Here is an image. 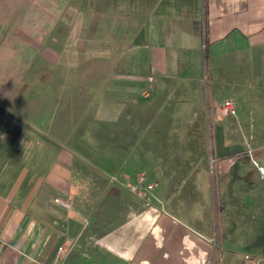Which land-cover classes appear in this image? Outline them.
<instances>
[{
	"label": "crops",
	"instance_id": "1",
	"mask_svg": "<svg viewBox=\"0 0 264 264\" xmlns=\"http://www.w3.org/2000/svg\"><path fill=\"white\" fill-rule=\"evenodd\" d=\"M97 2L89 25L72 23L69 0H0V264H226L225 256L228 264H247V253L240 258L238 246L226 243L223 213L217 226L210 203L198 202L205 166L191 148L176 146L205 142L202 134L182 129L170 152L159 115L164 103L204 87L211 96L230 93L234 112L220 134L212 115L197 127L219 136L218 188L245 190L242 143L264 162L263 146L253 147L261 138L244 129L264 127V0ZM119 63L130 73L104 70ZM106 73L116 81L104 86ZM141 90L140 110L154 112L153 136L149 161L142 159L134 178L127 134L134 132V104L119 96ZM248 95L255 105L246 111ZM177 159L167 174L177 180L168 185L167 161ZM223 201L221 212L233 206L250 224L264 218L246 196ZM242 231L237 238L249 239Z\"/></svg>",
	"mask_w": 264,
	"mask_h": 264
},
{
	"label": "rangeland",
	"instance_id": "2",
	"mask_svg": "<svg viewBox=\"0 0 264 264\" xmlns=\"http://www.w3.org/2000/svg\"><path fill=\"white\" fill-rule=\"evenodd\" d=\"M57 1V0H56ZM110 1V0H106ZM69 4H66L67 8V14H70V18L72 20V23H75V21H78L80 19L88 21L89 25L91 23H94L96 16L95 11L97 7V0H69ZM107 3H105L106 5ZM109 5V3H108ZM109 7V6H108ZM78 9L83 10L85 12L84 14H78ZM115 65V64H113ZM111 68V69H110ZM104 70H108L109 72H120L124 75L130 73L129 69L126 70V68L123 69L122 63L116 64V67L109 66L108 69L104 68ZM115 73V72H113ZM114 81L112 80L111 73H106L103 78V85L107 86ZM120 83H130L132 82L130 79L127 78H120ZM122 90H126L125 87L121 88ZM146 89V88H144ZM143 90L134 93V95H126V94H120L119 99L123 100L124 103H127L128 107H132L134 104V114L130 113L128 117V121L134 120L135 127L133 128L134 132H131L129 129V132L127 133L129 137H133V145H134V151L129 149L128 151L131 154V157H128L129 162V168L131 170L130 174L137 178V175L139 171V164L142 162V159H145L144 161H149L150 151L146 149V140L149 138V136H153V133L151 130H149V126L152 123V116L154 112H148L141 111L140 106L143 104H146V97L143 95ZM144 94L146 95V91H144ZM233 98V96L230 93H227L223 90H221L218 93H215L211 96L209 91L204 87L200 90V94L197 96L195 93H187L179 95L178 98H176L175 102L169 101L164 103V108L160 112L159 117L161 118L160 122H162L161 127V136L163 138V145L167 148L170 152H175L173 140L176 138H179V134L183 133L182 129H190L192 133H201L202 139L205 142H184V143H177L176 146L178 149H184L191 148L193 152L195 153L196 157L198 156V162L200 167L205 166V171H201L199 173V184L200 186L206 185L204 189L200 192V196L198 198L199 204L202 202H207V204L210 203V210H209V216L212 220L211 222H215L218 225L219 223V214H222L225 218L223 221L226 227V232L231 231L230 238L226 240L227 244H233L235 246H238L237 249L240 251L238 257H244V253L246 252L247 255L245 257L246 263L250 264L251 261L254 262V264H264V218L261 219L262 222L257 224H250L249 218L247 216H240L237 208L231 206L228 211L221 212V206L224 203L223 198L230 201V204L237 199H243V197L249 198L251 201H256V207L258 206L260 211L264 212V198H262L259 194L260 186H264V177H262L257 169V166L253 163L252 159H254L259 165L264 167V162H259V160L256 158V155L254 153V150L251 149L249 146L246 147V143H242V151L237 156L238 161L241 164V167L243 171L246 173L247 178L250 177V183L248 184H242L244 185L243 189L245 190H239L236 192L237 195H235V192L232 191H223L222 187L220 186L218 188V182H222V178L218 177L217 174V161H222V159L219 156H222L223 154L219 153V149L221 146L219 136L212 135V137H209L208 135V129H211L210 127H197L201 122H205L207 125V119L209 117H214L215 119H220L219 121L215 122L217 125V133L220 134L221 126L223 127L225 125V122H227L231 117L229 116H222L219 113V107L223 104V102L226 100V98ZM208 103L209 108L208 109ZM243 105L247 108L253 107L255 105V101L253 96H245V98L242 100ZM212 106V107H211ZM245 114V112H244ZM247 114V113H246ZM233 116V115H231ZM247 119V118H245ZM213 122V121H212ZM213 124V123H212ZM239 127H235L234 129L238 132ZM244 129H249L253 134H256L259 138H261L262 141L260 143H254L253 147L258 146L261 144L264 148V127H260L257 124L253 127L250 126H244ZM234 130V131H235ZM235 131V132H236ZM123 134L118 135V138H122ZM145 136V137H144ZM142 138H144L142 140ZM158 145V144H156ZM181 147V148H180ZM126 151V150H124ZM218 152V153H217ZM264 153V149H263ZM228 155L225 157V161L229 160L230 158ZM132 158V159H131ZM147 159V160H146ZM196 160V159H195ZM232 160V159H231ZM151 161V160H150ZM169 161V162H168ZM168 165L166 166L165 175L168 180V185L173 184L176 178H173V175H167L171 169L173 170L174 167L179 166L180 160L170 161L168 160ZM187 165V162H183V167L185 168ZM115 167V166H111ZM169 171V172H168ZM142 177V175H140ZM139 177V178H140ZM186 177V176H185ZM171 178V179H170ZM219 178V180H218ZM239 184V181H235V183ZM237 184V185H238ZM233 185V183H232ZM234 185V186H237ZM204 187V186H203ZM135 188V187H134ZM247 189V190H246ZM136 190V188H135ZM186 193V192H184ZM183 193V194H184ZM220 194H223L224 196H221ZM235 195L234 197L232 195ZM212 201L215 205L212 204ZM251 207V206H246ZM223 209V208H222ZM199 210H201V207H199ZM248 210V209H247ZM250 211H255L257 208H249ZM264 215V213L262 214ZM249 216V215H248ZM233 229L230 227L232 224ZM239 223V224H237ZM242 225H246L244 230V233H248L249 239L247 240H240L237 238L239 234L241 233V227ZM259 227L258 229H255ZM229 226V227H228ZM249 227V229H248ZM253 227V228H252ZM247 228V229H246ZM256 231L255 234L259 237L257 240H254L253 238H250L251 229ZM232 229V230H231ZM249 230V231H248ZM219 232V231H218ZM243 232V231H242ZM234 237V238H233ZM257 242V243H256ZM224 260L227 262L226 256L224 257ZM249 262V263H248Z\"/></svg>",
	"mask_w": 264,
	"mask_h": 264
},
{
	"label": "built area",
	"instance_id": "3",
	"mask_svg": "<svg viewBox=\"0 0 264 264\" xmlns=\"http://www.w3.org/2000/svg\"><path fill=\"white\" fill-rule=\"evenodd\" d=\"M219 110H220V113H221L223 116H228V115H230V114H232V113L234 112V107H233V104H232L231 101L226 100V101H224L223 104L220 106ZM252 161H253V163L257 166V169H258L260 175H261L262 177H264V167L261 166V165H259L254 159H252ZM139 179L142 180L143 177H140ZM147 187H148V189H150V188H152V185L149 184ZM133 189L135 190V188H133ZM136 191H137V193H138L140 196H142V197L146 196V191H144V190H137V189H136ZM54 201H55L56 203H58L59 205L63 206V207H68V206H69V203H68L67 201H65V200H62L61 198L55 197V198H54ZM62 251H63V248L60 247V248H59L60 255H62ZM204 264H212V263L208 260V261H206Z\"/></svg>",
	"mask_w": 264,
	"mask_h": 264
}]
</instances>
